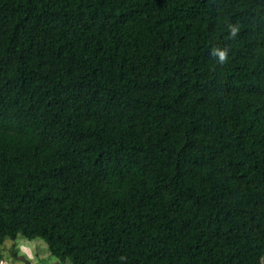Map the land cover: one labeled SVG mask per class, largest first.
I'll list each match as a JSON object with an SVG mask.
<instances>
[{"label": "trees", "instance_id": "16d2710c", "mask_svg": "<svg viewBox=\"0 0 264 264\" xmlns=\"http://www.w3.org/2000/svg\"><path fill=\"white\" fill-rule=\"evenodd\" d=\"M18 236L59 264H264V0H0Z\"/></svg>", "mask_w": 264, "mask_h": 264}, {"label": "rangeland", "instance_id": "374dc122", "mask_svg": "<svg viewBox=\"0 0 264 264\" xmlns=\"http://www.w3.org/2000/svg\"><path fill=\"white\" fill-rule=\"evenodd\" d=\"M121 188L119 182L111 184L114 191ZM0 264H59V261L48 252L43 240L38 238L27 240L18 236L16 240L7 239L0 245Z\"/></svg>", "mask_w": 264, "mask_h": 264}, {"label": "clouds", "instance_id": "9594fccd", "mask_svg": "<svg viewBox=\"0 0 264 264\" xmlns=\"http://www.w3.org/2000/svg\"><path fill=\"white\" fill-rule=\"evenodd\" d=\"M219 56H220L221 61H223L224 57H225V53L224 52H220Z\"/></svg>", "mask_w": 264, "mask_h": 264}]
</instances>
